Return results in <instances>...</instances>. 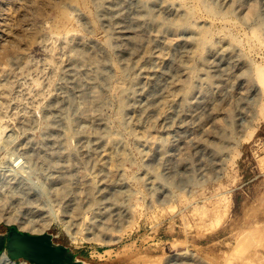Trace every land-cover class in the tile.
Segmentation results:
<instances>
[{
    "label": "rangeland",
    "instance_id": "rangeland-1",
    "mask_svg": "<svg viewBox=\"0 0 264 264\" xmlns=\"http://www.w3.org/2000/svg\"><path fill=\"white\" fill-rule=\"evenodd\" d=\"M257 66L264 0H0V241L264 264Z\"/></svg>",
    "mask_w": 264,
    "mask_h": 264
},
{
    "label": "water",
    "instance_id": "water-1",
    "mask_svg": "<svg viewBox=\"0 0 264 264\" xmlns=\"http://www.w3.org/2000/svg\"><path fill=\"white\" fill-rule=\"evenodd\" d=\"M4 248L15 262L19 258H27L34 264H65L61 258L63 248L52 246L46 236H32L12 229L7 244L5 240L0 241V253Z\"/></svg>",
    "mask_w": 264,
    "mask_h": 264
},
{
    "label": "bare ground",
    "instance_id": "bare-ground-1",
    "mask_svg": "<svg viewBox=\"0 0 264 264\" xmlns=\"http://www.w3.org/2000/svg\"><path fill=\"white\" fill-rule=\"evenodd\" d=\"M202 2V1H201ZM201 6V5H200ZM210 9V8H209ZM213 13V12H212ZM61 14H62V16L64 17V18H68V16L66 15L67 13L65 12V13H62L61 12ZM214 14V13H213ZM255 13L253 12V14L252 15H254ZM69 19V18H68ZM257 29V28H256ZM253 34L254 35H258V31L257 30H254L253 31ZM252 34V35H253ZM253 35V36H254ZM259 36H260V34H259ZM209 37H210V34L207 32V31H203V32H201L200 33V36H199V39H198V43H199V45H201L202 43H204L205 44V42H207L208 41V39H209ZM210 40V39H209ZM255 76H256V79L258 80V82L260 83V85L263 87V89H264V68L263 67H261V66H257L256 67V73H255ZM263 106V105H262ZM7 262H9V258L6 256V255H3L2 257H1V260H0V264H3V263H7Z\"/></svg>",
    "mask_w": 264,
    "mask_h": 264
}]
</instances>
